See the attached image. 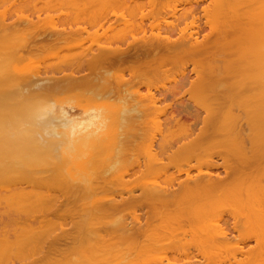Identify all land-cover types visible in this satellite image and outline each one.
I'll return each instance as SVG.
<instances>
[{
    "label": "bare ground",
    "instance_id": "bare-ground-1",
    "mask_svg": "<svg viewBox=\"0 0 264 264\" xmlns=\"http://www.w3.org/2000/svg\"><path fill=\"white\" fill-rule=\"evenodd\" d=\"M18 1L0 0V204L15 214L0 228V264H199L197 256L190 257L198 251L202 264H264V0H33L40 5ZM59 2L69 16L60 13ZM172 2L182 5V9ZM14 4L21 5L20 13ZM43 7L46 14L58 8L52 16L60 13L64 19L71 17L69 22H84L82 26L74 22L78 26L72 28L73 24L62 21L57 14L60 23L64 22L61 24L68 23L61 28L44 11L43 19L48 22L40 18ZM35 9L40 16H28ZM114 9L116 12H111ZM201 18L204 24H200ZM124 37L130 41L123 42ZM59 48L66 50L59 53L64 55L59 62L52 57L55 65L50 62L56 70L48 65L52 74L44 76L42 71L48 70L43 64L42 71L36 66L37 74L31 76L27 67L36 60L30 59L39 61L36 56L41 54L54 56ZM23 59L29 62L24 67ZM188 63L193 76L184 73L183 68L177 69L180 73L175 70L176 65L186 68ZM174 65L181 81L173 84L174 77L172 86L160 83L165 85L161 89L150 83L159 73L161 78L167 74L169 77L167 69ZM57 72L62 74L55 76ZM39 76H44L43 84ZM143 86L145 93L140 91ZM77 88L86 92L87 99L102 98L107 103L88 102L91 106L70 113L46 98L50 92ZM184 95V100H192L195 106L181 101ZM68 96L62 99L66 101ZM166 99L174 103L158 105ZM114 101L122 104L112 106ZM57 102L64 103L59 99ZM110 116L115 122L107 127L105 120ZM160 117L165 128L171 125L172 131L166 129L170 133L161 126ZM148 120L155 130H163L162 140L157 141L156 150V135L148 137L149 145L143 147L148 146L142 156L145 159L136 163L137 170L132 172L138 176L132 179L159 175V179L166 180H139V193H132L128 184L133 182L127 177L131 181L126 180L121 189L127 193L129 188V195L116 198L115 191L104 194L109 195L105 198L97 195L101 185L120 184L127 175L118 171L124 130L137 131ZM199 121L200 129L195 127ZM116 127L120 129L118 136L123 134L122 142L116 136ZM177 136H181L179 141ZM170 167L176 168V173L168 172L173 170H168ZM25 184L30 188L26 189ZM5 191L10 194L5 195ZM58 192L63 193V199ZM120 207H129L124 210L134 213L144 210L148 226L144 227L152 233L147 234L140 225L138 214H134V224L122 221L121 215H114V219L111 212ZM224 210L233 218L235 236L231 226L230 230L223 228L213 219ZM68 214H77L79 219L74 223V233L70 230V246L63 248L59 244L65 232L61 235L57 231L71 224L69 219L64 226ZM155 219H159L155 222L159 228L152 222ZM150 222L154 226L149 227ZM8 224L13 227L11 231L9 226L6 229ZM184 224L189 227L187 231H183ZM141 235L143 239L147 236L142 245L138 244L142 250L135 246L136 256L127 255L128 259V251L122 252L121 246L132 250ZM164 240L171 241L173 249L175 243L180 247L189 243L187 250L185 245L184 251L179 248L187 259L176 261L181 256L172 253L170 257L176 260L166 253L164 257L163 253L152 256L150 251L157 253V248L172 251L171 243L163 244L166 249H155ZM248 241L253 245L244 248L242 244ZM190 244L197 249L194 252L193 246L194 254L189 256ZM145 251L150 256L144 255ZM162 257L170 260L164 262Z\"/></svg>",
    "mask_w": 264,
    "mask_h": 264
},
{
    "label": "rangeland",
    "instance_id": "rangeland-1",
    "mask_svg": "<svg viewBox=\"0 0 264 264\" xmlns=\"http://www.w3.org/2000/svg\"><path fill=\"white\" fill-rule=\"evenodd\" d=\"M20 1H21V0H20ZM24 1H25V0H24ZM26 1H27V0H26ZM30 1H32L33 4H34V2H36V1H33V0H30ZM174 1H175V0H174ZM182 1H183V0H182ZM17 2L19 3L18 0H17ZM28 2H29V1H28ZM32 2H31V3H32ZM40 2H42V1H40ZM47 2H48V1H47ZM22 3L25 4V2H22ZM26 3H27V2H26ZM36 3L38 4L39 1L36 2ZM172 3L175 4V5H177L176 2H172ZM186 3H187V1H186ZM15 4H17V3L15 2ZM15 4H14V5H15ZM27 4H28L27 6L30 7V2L27 3ZM33 4H32V6H34ZM37 4H36V5H37ZM41 4H42V3H41ZM46 4H47V3H46ZM46 4H44V5H46ZM14 5H13V6H14ZM17 5H18V4H17ZM17 5H15V6H17ZM19 5H20V4H19ZM38 5H40V3H39ZM48 5H49V3H48ZM50 5H51V4H50ZM66 5H67V4H66ZM179 5H180V4H179ZM0 6H2V5H0ZM20 6H21V5H20ZM20 6H17V7H18L17 10L20 8ZM52 6H53V5H52ZM56 6H57V5H56ZM177 6H178V5H177ZM2 7H3V6H2ZM2 7H0V8H2ZM35 7H36V6H35ZM38 7H39V6H38ZM59 7H61L62 9H58ZM111 7H112V6H111ZM178 7H180V8L182 9L183 6L180 5V6H178ZM11 8H12V6H10V10H11ZM24 8H25V7H24ZM36 8H37V7H36ZM49 8H51V7H49ZM55 8H57V7H55ZM58 8H57L58 10H62V11L60 12L62 15L65 14V15L69 16V15H68V11H67V12H64V10H66V7L64 6V4H62V3L59 2ZM67 8H69V7H67ZM109 8H110V7H109ZM12 9L14 10V8H12ZM28 9H29V8H28ZM33 9H34V7H33ZM43 9H45V8L43 7ZM43 9H42V13H41V14L39 13V14L41 15L40 18H42V19H43V17H44V13L46 14V12H47L46 9H45V10H43ZM57 9H56L55 11H58ZM69 9H70V8H69ZM181 9H180V10L178 9V10L181 12ZM7 10H8V8H6V12H7ZM23 10H24V9H23ZM25 10H26V9H25ZM30 10L33 11L32 9H29V12H30ZM49 10H50V9H49ZM49 10H48V13H47L46 15H51V16H52V15H53L52 13H56L55 11H53V9L51 10L52 13H51ZM115 10H116V9L111 10V12H112V11H115ZM122 10H123V9H122ZM122 10H121V11H122ZM11 11H12V10H11ZM15 11H16V10H15ZM20 11H21V10H20ZM26 11H28V10H26ZM26 11H25V12H26ZM40 11H41V10H40ZM43 11H44V13H43ZM45 11H46V12H45ZM71 11H72L71 16H73V10H70L69 12H71ZM118 11L120 12L119 9H118ZM18 12H19V10H18ZM29 12H26V14L29 13ZM115 12H116V11H115ZM122 12H124V10H123ZM13 13H14V12H13ZM13 13H12V14H13ZM15 13H17V12H15ZM19 13H20V12H19ZM23 13H24V12L22 11L21 14H23ZM60 13H57V14H59V15H57V14H56V15L59 16L60 19H61L62 21H63V20H66L67 22H69L68 20H69V19H72L71 17H68V18L66 17V19H64V16H65V15H64V16H61ZM10 14H11V13H10ZM26 14H25V15H26ZM30 14H32L33 16H34L35 14H37L36 9H35L34 14H33V12H32V13H29L28 16H30ZM39 14H37V15H39ZM16 15H17V14H16ZM16 15L13 16V17L15 18ZM23 15H24V14H23ZM40 15H39V16H40ZM56 15H55V16H52V17H53V21H54V19H55V20H56V23H58L57 26H61V28H63L62 26H64V28H65V25L68 26V25H67V24H68L67 22H66L67 24L65 23V25H63L64 22L61 21V23H63V24H61L60 21H59V17H57ZM39 16H38V17H39ZM9 17H10V16H9ZM30 17H31V16H30ZM35 17H36V16H35ZM35 17H32V18H35ZM47 17H49V16H47ZM36 19H37V18H36ZM47 19H48V18H47ZM50 19H51V18H50ZM67 19H68V20H67ZM169 19H170V18H167V20H169ZM171 19H172V21H173V18H171ZM171 19H170V20H171ZM32 20H35V19H32ZM43 20H45V22H48V21H46L45 18H44ZM170 20H169V21H170ZM203 20L205 21V19H203V18L200 19V21H199L200 24H202ZM49 21H50V20H49ZM121 21H122V20H121ZM121 21H120V22H121ZM45 22L42 21L43 24H46ZM50 22H51V21H50ZM74 22L78 23V25H80L79 23H81V26H82V24H83L84 21L81 22V20H79V21H73V23H74ZM117 22H118V21H117ZM148 22L150 23V21H148ZM148 22H147V24H148ZM53 23L55 24V21H54ZM69 23H70V25L73 24L71 20H70ZM74 24H75V23H74ZM74 24L71 25L72 28H75L76 26H78V25H74ZM84 24L86 25V23H84ZM203 24H204V22H203ZM115 25H116V24H115ZM47 26H48V25H47ZM73 26H74V27H73ZM202 26H204V25H202ZM69 27H70V26H69ZM69 27H68V28H69ZM203 31H204V30H203ZM206 31H207V28H206L205 32H206ZM135 32H136V34H139V32H137V31H135ZM149 32H150V31H149ZM149 32H147V33H149ZM133 33H134V32H133ZM129 34L132 35L131 32H130ZM136 34L134 33L133 36H135ZM126 35L128 36L129 39H132V36H131V38H130V36H129L128 34H126ZM137 36H138V35H137ZM124 38H125V37H124ZM128 38L122 39L123 42H124L126 39H127L128 41H130ZM133 38H134V37H133ZM127 40H126V41H127ZM117 41H118V40H117ZM114 42H115V40H114ZM115 43H116V44H118V43H119V44H123V43H121V40H119L118 42H115ZM115 43H114V45H115ZM62 49H63V51L66 50V48H62ZM62 49H61V50H60V48H59V50H58V49H55V51H59V52H54L55 55H54V56L51 55V57H49V55L45 56V55H42V54H41L40 56H36V57H38L39 61L37 60V58H36V59H35V58H34V59L31 58L29 62H32V60H33V61L36 60V61H34L33 63H35V62H36V64L39 63V64H37V65H36V64L31 65V63H30L29 65H31V66H28V67H27V69L29 68V70L31 71V74H32L31 76H34V77L36 76V74H37V73H35V72H36V71H35V67H36V66H37V70H39V71H42V69H43L44 67H46V70H48V71H45V69H44V71H45L46 73H45L44 71H42V74H44V76H47V75L49 76V75H51V74H52V71H55V70H56L55 67L53 66V65H55L54 63H55L56 61H53L54 58H52V57H55L57 61H58V59L62 60V59H63V56H64V55H62V54H64V52H62ZM60 51H61V52H60ZM47 52H48V50H47ZM49 52H50V51H49ZM57 53H58V56L60 55V56H59L60 58H59V57L57 58V56H56ZM59 53H62V54H59ZM28 54H29V53H28V52L26 53V51H25V55H28ZM43 54H45V53H43ZM65 54H66V52H65ZM61 55H62V56H61ZM41 56H42V57H41ZM40 57H41V59H40ZM42 59H44V60H42ZM52 59H53V60H52ZM27 60H28V59H27ZM27 60H24V59H23L24 62L22 63V67H24V66L26 65V63H29ZM46 60H49V61H46ZM51 60H52V62H53V65H51V62H50ZM26 61H27V62H26ZM21 62H22V61H21ZM43 62H45V63H43ZM48 62H50V64H48ZM58 62H59V61H58ZM33 63H32V64H33ZM41 63H42V64H41ZM43 64H45L46 66L44 65V67H43V66H42ZM188 64H189V66H188ZM188 64H186V66H185L186 68H184L183 65H180V66H182V67H180L179 65H176L175 70L178 69V70L180 71V70L183 68L182 70H184V73H185V71H186V74H188V73H189V69H190V63H188ZM19 65H20V64H19ZM40 65H41V66H40ZM48 65L50 66V69H51L52 71L49 69V66H48ZM33 66H34V68H33ZM38 66H40V68H39ZM171 66H172V65H171ZM171 66L168 67V69L171 68L170 70H173L174 67H175V65H174L173 67H171ZM20 67H21V66H20ZM30 67H31V68H30ZM41 67H42V68H41ZM51 67H53V69H52ZM63 67H64V66L61 65V68H63ZM179 67H180V68H179ZM191 68H192V67H191ZM22 69H23V68H22ZM31 69H33V73H32V70H31ZM168 69H167V72H169V74H170L169 77L167 76V75H168V74H167L166 77L163 76V78H161L160 76H162V74L159 73V74L154 75L155 78H153V77L151 78V82H150V83L152 84V81H153V84H155V86H154L155 88H159V87H160V89H161L162 86L165 87L164 84L161 85L160 83H165L166 85H168V86L170 87V86H172L173 84H175V82H179V81H181L180 79H182V76H181V78H180V74H178V75H179L178 77H177V75H176V74L179 72L178 70H177L178 72L176 73L175 70H173V71L171 72V71H168ZM186 69H187V70H186ZM190 70H191V69H190ZM25 71H26V70H25ZM50 71H51V73H50ZM43 72H44V73H43ZM167 72L165 71L163 74H165V73H167ZM34 73H35V74H34ZM179 73H180V72H179ZM42 74H41V75H42ZM53 74H55V76H56V75H57V76H60L62 73L57 72V73H53ZM189 74H191V76H193V73H192V72H190ZM189 74H188V75H189ZM44 76H43V77H44ZM157 76L159 77V79H158ZM39 77H40V80L43 79L42 76H39ZM156 77H157V78H156ZM174 77H177V78H176V81H173V82H174V83H173L172 80H173ZM164 78H165V79H164ZM179 78H180V79H179ZM153 79H154L155 81H154ZM156 79H157V80H156ZM177 79H178V80H177ZM163 80H164V81H163ZM168 80H169V81H168ZM45 82H48V81H45ZM154 82H156V83H154ZM157 82H158L159 84H158ZM169 82H170L171 85L168 84ZM40 83L43 84V83H44L43 80L40 81ZM172 83H173V84H172ZM151 84H150V85H151ZM160 85H161V86H160ZM156 86H158V87H156ZM168 86H167V87H168ZM152 87H153V85H152ZM29 90H32V89H29ZM141 90H142L141 93H145V92H146V91H145L146 89H145L144 86H143V88H142V87L140 88V91H141ZM144 91H145V92H144ZM71 93H72V94H71ZM74 93H75V94H74ZM66 94H67V95H66ZM46 95H47L46 98L48 99V101H50L52 104H54V105H56V106H61V105L64 106V107L67 109V111H69L70 113H71V111L74 112V113H78L82 108H85V107H88V106L93 105V104H91L92 102H94V104H100V103H103V101H104V99H102V98L94 99V100H96V101H94V100L92 99V101H91V99H87V98H86V92L84 93L83 90H79L78 88H77V89H71V90H69V91H63V92H62V91L50 92V93H48V94H46ZM49 95H51V96H49ZM68 95H73V97H72V96L69 97ZM185 95L189 98V95H187V94H185ZM185 95H184V97L181 98V101H182V99H183V101H184L185 103L192 105V107L195 106V105H194L195 103H194L192 100H191V102H190V99H187V102L185 101V100H186V99H185V98H186ZM66 96H68L69 99L67 98L66 101H65V100H63L62 98L65 99ZM49 97H50V98H49ZM60 98H61V99H60ZM112 98H113V97H112ZM112 98H111V103L113 102V99H115V98H113V99H112ZM55 99H57V100L59 99L60 101L62 100L64 103H62V102H61V103H60V102H57V100H55ZM184 99H185V100H184ZM53 100H54V101H53ZM69 100H72V101L70 102ZM105 100H106V99H105ZM108 100L110 101V99H108ZM115 101H116V99H115ZM115 101H114V102H115ZM165 101H166V103H169V101L171 102L172 100H171V99L162 100L160 103H158V105L161 104V103H162V104H165ZM167 101H168V102H167ZM188 101H189V102H188ZM88 102H90L91 105H90ZM104 102H106V101H104ZM184 102H183V103H184ZM192 102H193L194 104H193ZM106 103H107V102H106ZM109 103H110V102H109ZM111 103H110V104H111ZM115 103H116V104L113 103L114 105H112V106H116V105L118 106V104H122V103H119V102H118V104H117V102H115ZM171 103H174V102L172 101ZM178 103H179V102H177V103L175 102V104H178ZM86 104H87V105H86ZM158 105H157V106H158ZM201 113H202V112H201ZM160 118L163 120V121H161V126L163 127V125H164V129H165V130H166V129L171 130V129H170V128H171V125L169 124V125H168L169 128H165V123H164L165 121H164L163 117H160ZM110 121H111V122H110ZM148 121H149V120H148ZM148 121L145 122V124H144V125H147V126H144V125L142 126V127H144V128H142V127L139 126L140 128H139L138 130L135 129V130H137V131L126 129V131L124 130V132H123V133H125V134H124V135H125V136H124V139H125V140L123 139V147L121 146L123 152L120 153V154H121V156H122L123 158H125L126 160H124L123 158H122V159L120 158V161H122V162H124V163L120 162L121 165L119 164V165H120L119 167H120L121 169L119 168L118 171H119V173H121L120 171H122L123 174L126 172L127 175L130 174V176H127L126 174H124V176H123L124 179H123V181L120 182V184L111 183V185L108 184V185H106V186H102L101 184H103V183L101 182V184H100L101 187H99V188L97 189V191H96V194H97V192H98V193L101 192V193H100L101 195H100V194H97V195H99V196L102 197L104 194H108V193H109V195H110V193H112L111 191H115V193H114V194L112 193V194H113L114 196H116V198H119L118 195L125 196V194H126V196H127V195L130 194L129 191H128L129 188L127 189V193H126V189L123 190V189H121V188H122V187L124 188V186H125L124 182H125L126 180H127L126 182L130 183V181H131V179H132V176H134V175L136 174V173L134 174L133 172H134V170H137V167H136L137 164H136V163L138 162V160L140 159L139 161H142V160L145 159V158H143L142 156H145V150L147 149L148 146L145 147L144 149H143V147H144V144H145V143H146V145H149V144H147V142H149V140H151V139H149L148 137H150V136H152V135H154V136L156 135V136H155V139H153L154 136H153V138H152L153 140H155V141L153 142V143H154V149H156V148L158 149V147H157V145H158V144H157V141H159V140L161 141V140H162V139H160V138H162V132H163V130H161V131H159V129H158V130H155V129L153 128L154 126L151 125V122L149 121V122H150V124H149ZM114 122H115V119H114L113 116H110V117H108V118L105 120V123L107 124V127H108V126L110 127V125H113ZM108 123H109V124H108ZM198 123H199V124H198ZM198 123L195 125L196 128H199V127H200L199 125L202 126V124L200 123V121H199ZM148 124H149V125H148ZM162 124H163V125H162ZM150 125H151V127H150ZM197 125H198V126H197ZM168 126H167V127H168ZM135 127H138V125H135ZM146 127H147V128H146ZM148 127H149V128H148ZM150 128H153V129L151 130ZM155 128H156V127H155ZM172 128H173V126H172ZM196 128L194 129V131H195V130L197 131ZM200 128H201V127H200ZM200 128H199V129H200ZM144 129L146 130V132H147V131H148V132H147V133H145V131L142 132ZM156 129H157V128H156ZM161 129H163V128H161ZM174 129L176 130L177 128L174 127ZM118 130H120V129L118 128ZM118 130H117V127H116V129L114 130L115 133H116V132H119ZM140 130H141V131H140ZM153 130H154V131H153ZM169 130H166V131H169ZM179 130H180V129H179ZM171 131H172V130H171ZM160 132H161V134H160ZM177 132H178V130H177ZM181 132H182V130H181ZM198 132H199V130H198ZM165 133H167V132H165ZM169 133H170V131H169ZM173 133H174V132H173ZM173 133H172V134H173ZM196 133H197V132H196ZM116 134H117V133H116ZM143 134H145L146 136H143ZM178 134L181 135V133H178ZM121 135L123 136V134H120L119 136H118V134H117L116 136H118V137H119V138H118L119 141L122 142V140H120V137H122ZM164 135H166V134H164ZM130 136L132 137V139H129V138H131ZM158 136H159V137H158ZM169 136H171V135H169ZM173 136H174V134H173ZM157 137H158L159 139H158ZM215 137H216V136H215ZM217 137H218V136H217ZM116 138H117V137H116ZM145 138H146V139H145ZM177 138H178L177 141H179V140H180L179 138H181V136H180V137L177 136L176 139H177ZM209 138H211V137H209ZM118 139H117V140H118ZM172 139H173V137H172ZM176 139H175V140H176ZM212 139H213V138H212ZM175 140H174V141H175ZM131 141H132V142H131ZM135 141H136V142H135ZM141 141H142V142H141ZM146 141H147V142H146ZM174 141H173V146H175V144H176V141H175V143H174ZM210 141H211V140H210ZM135 143H136V144H135ZM142 143H143V144H142ZM158 143H159V142H158ZM127 144H128V145H127ZM129 144H130V145H129ZM177 144H179V143L177 142ZM133 145H137L138 148H137L136 146L132 147ZM146 145H145V146H146ZM113 147H114V150L116 149V151L119 149V147L117 146V144H115ZM113 147H112V148H113ZM175 147H176V146H175ZM135 148H136V149H135ZM133 149H134V150H133ZM141 149H143V150H141ZM157 149H156V150H157ZM109 150H110V149H109ZM136 150H137V151H136ZM116 151H115V152H116ZM125 151H127V152H125ZM111 152H113V151H111ZM132 152H133V153H132ZM131 153H132V154H131ZM124 154H125L126 156H125ZM135 154H137L138 157H137V155L134 157ZM129 155H130V156H129ZM132 155H133V157H132ZM121 156H120V157H121ZM127 157H128V158H127ZM130 157H132V159H131ZM203 157H206V156H203ZM112 159H113V158H112ZM192 161L195 162V160H191L190 162H192ZM190 162H189V164H190ZM217 162H221V161L217 160ZM195 163H196V162H195ZM195 163H194V164H195ZM122 164H123V165H122ZM189 164H188V165H189ZM192 164H193V162H192ZM190 165H191V164H190ZM121 166H122L124 169H123ZM179 166H181V167H179V168H182V167L184 168L183 165H179ZM186 167H188V166H186V164H185V168H186ZM134 168H135V169H134ZM122 169L124 170V172H123ZM126 169H127V170H126ZM133 169H134V170H133ZM171 169H173V170H171ZM175 169H176V168H174V167H170L168 170H171V171H168V170H167V171H168V172H171V173H172V172L176 173V170H177V169H176V170H175ZM203 169H205V167H204ZM193 170H194V169H193ZM193 170H192L191 172H193ZM220 170H221V169H220ZM129 171H130V172H129ZM132 171H133V172H132ZM167 171H166V172H167ZM194 171H196V170H194ZM166 172H165L164 174L161 173V176H162V175H163V176L166 175ZM168 172H167V173H168ZM131 173H132V174H131ZM137 173H139V172H137ZM174 173H172V174H174ZM139 174H140V173H139ZM144 174H145V173H144ZM146 175H147V174H146ZM175 175H176V174H175ZM175 175H174V176H175ZM183 175H184V174H177L176 177H182ZM125 176H126V177H125ZM136 176H138V174H136ZM147 176H148V175H147ZM149 176H150V174H149ZM151 176H153V178H151ZM151 176H150V178L148 177V178L150 179V182L152 181L151 179L154 180V178H157V181H159L160 179H161V181H162L163 179H165V178H163V179L160 178V179H159V177H158L159 175H151ZM161 176H160V177H161ZM172 176H173V175H169L168 177H172ZM127 177H131V179L128 180L129 178H127ZM168 177H167V179H169ZM183 177H184V176H183ZM183 177H182V178H183ZM125 178H126V179H125ZM137 178H138V177H137ZM137 178H136V179L133 178L132 181H131V182H133V185L135 184V186H133L131 183L128 184L129 186L126 185V186H128V187H130V188L133 189V190H132V193H136V192L139 193V191H140V188H139V183H140V182H139V180H141V182H142V181H144V180H142V179H146L147 177H144V176H143L142 179H137ZM149 179H146V180L149 181ZM158 179H159V180H158ZM165 180H166V179H165ZM161 181H159V182H161ZM126 182H125V183H126ZM162 182H163V181H162ZM122 183H123V184H122ZM136 183H137V184H136ZM142 184H143V183H142ZM113 185H114V186H113ZM140 185H141V184H140ZM29 186H30V185H28V184L26 185V184H25L26 189H27ZM117 186L120 187V189H121V191H122L123 193L119 191L120 189H119ZM121 186H122V187H121ZM29 188H30V187H29ZM100 188H102V190H101ZM125 188H126V187H125ZM98 190H99V191H98ZM108 191H109V192H108ZM104 192H105V193H104ZM116 192H117V193H116ZM4 193H6L5 195H7V193H8V195L10 194V192H7V191H5ZM58 193L60 194L61 192H58ZM102 193H103V194H102ZM120 193H121V194H120ZM62 194H63V193H61V196H63ZM109 195H104L103 197H104V198L107 197V196L109 197ZM63 198H64V196L62 197V199H63ZM2 205H4V206H2ZM5 206H6V205L3 204V203L0 204V210L5 211V212H3L4 215L1 214L2 211H0V214H1V215H0V225H1V224L3 225V223H4V224H5V223L7 224L8 221H9V218L11 217V214L15 216V214L11 213V211L5 209V208H7V207H5ZM4 207H5V208H4ZM2 208H4L5 210L2 209ZM126 208L129 209V207H126ZM126 208H125V207H120V208L117 209L116 211H112V212H111L112 217H113L114 215H116L117 217H118V216L120 217V215H121V218H120V219H121L122 221H126V222L129 223V224H134V223H135V220L133 219V218L135 217L134 214H138L139 216H141V223H140V225L146 230V228H147L148 226H147V224H145V221H144V213H143L144 210H139V211H137V212L134 213V212H131L132 210H130V211H129L128 209H127V210H124V209H126ZM137 210H138V209H137ZM119 211H120V212L125 211V212H123L122 214H120ZM127 212H129L130 214L127 213ZM220 212H221V211H220ZM220 212H219V213H220ZM224 212H225V214H224ZM7 213H9L10 216H9ZM118 213H119V214H118ZM124 213H125V214H124ZM221 213H222L221 216L218 215V216H220L221 218L217 216L218 219H220V220L215 219V218H213V219H214V221L216 220L215 223H217V221H218V223H220V225L218 224L219 226L222 225V227L224 226L223 228L229 229V227H230V226L232 225V223H233V218L230 216V213H229V214H226V210L222 211ZM126 214H127V215H126ZM73 215H74V216H73ZM73 215L68 214V216H66V218H65V225H64V226H67L70 222H71V224H69V225L67 226V228H66V227H65V228L63 227L62 230L57 231L59 234L62 233L61 235H63V231H64L65 233L68 232V233H66V234L64 233V236L61 237V243L59 244L60 247H63V248H64L65 246H67V244H68L69 246H70V244H71V237H70V236H72V235H71V234H72L71 232H73V231L75 230V228L73 227V226H74V223H75V221H77V219H79V215H77V214H73ZM123 215H124V217H123ZM130 215H131V216H130ZM6 216H7L8 218H7ZM125 216H126V217H125ZM222 216H223V217H222ZM122 217H123L124 219H122ZM37 218H38V217H37ZM129 218H130V219H129ZM67 219H68V221H67ZM69 219L72 220V221H70ZM111 219H113V218H111ZM114 219H116L115 216H114ZM127 219H128V220H127ZM131 219H132V220H131ZM222 219H223L224 221H223ZM158 220H159V219H155V220H153L152 222H153V223H155V222L158 223V222H157ZM211 220H212V218H211ZM69 221H70V222H69ZM128 221H130L131 223L128 222ZM212 221H213V220H212ZM214 221H213V222H214ZM225 221H226V222H225ZM152 222L149 223V227H151L150 225L154 226V225L152 224ZM159 222H160V221H159ZM156 223H155V227H156V228H159V226H158ZM221 223H222V224H221ZM224 223H225V224H224ZM223 224H224V225H223ZM2 225H1V226H2ZM156 225H157L158 227H157ZM225 225H226V226H225ZM1 226H0V228L3 229L5 225H3V227H1ZM8 226L11 227V225L8 224L6 229H10V228H8ZM144 226H145L146 228H145ZM182 226H184V227L186 226V227L184 228L185 230H183V231H187L186 228H189L187 224H186V225L184 224V225H182ZM228 226H229V227H228ZM232 226H233V225H232ZM232 226L230 227L231 230H230V229H229V230H230L231 234L234 233V234L236 235V229H235V228H232ZM70 227H71V228H70ZM227 227H228V228H227ZM12 228H13V227H11L10 231L12 230ZM152 228H154V227H152ZM156 228H154L153 230L156 231V230H155ZM182 228H183V227H182ZM2 229H0V230L2 231ZM148 229H149V228H148ZM70 230H71V232H70ZM145 230H144V231H145ZM151 230H152V229H151ZM157 230H158V229H157ZM181 230H182V229H181ZM188 230H189V229H188ZM232 230H234V231H232ZM1 231H0V236H1ZM146 231H148V233L146 232L147 234H149V233L151 234V233H152V232L149 231V230H146ZM69 233H70V234H69ZM73 233H74V232H73ZM153 233H154V232H153ZM116 234H118V233H116ZM144 234H145V233L143 232V235H144ZM234 234H232V235H234ZM66 235H67L68 237H66ZM73 235H74V234H73ZM143 235L139 236V238L141 239L142 242L140 241V242L137 243V245H134V247H132V250H131L130 248L126 247L124 244H123L124 246H121V248H123V250H124V251L121 250L122 252L125 253L126 251H128L127 254L125 255L126 257H127V255L130 256V257H131V255L136 256L135 254L137 253V251H136L137 247H138L139 245H142V243L145 242L146 239H147V236L143 239V237H142ZM232 235H231V236H232ZM235 235H234V236H235ZM144 236H145V235H144ZM183 236H184V234H183ZM232 237H233V236H232ZM65 238H68L69 240H68V239L65 240ZM186 238H187V237H186ZM236 238H237V237H234V240H235V241H237ZM140 239H139V240H140ZM167 240H170V239H167ZM167 240H164L163 243H160L161 245H160V244H159V245H155V246H154L155 249H156V246H159V247H161L162 249H166V248H164L165 245L167 244V245L169 246V245H170L169 243H171V241H169V243H168ZM183 240H185V241L187 242V239L184 238ZM183 240H182V241H183ZM62 241H63V242H62ZM186 242H185V244L181 245V247L179 246V244L175 243V245H176V244H177V245H176V246L174 245V249L178 248L177 250H174V249H173V247H172V243H171V245L169 246V247H170L169 249L172 250V251H170V252H169V250H168V247L166 246V247H167V249H166L167 251H164V250L161 251L160 248H157V250H160L161 252L158 251V252L156 253V251H154V252L156 253V254H155V253H153V251H150V253H151V255L153 254L152 256H154V255L157 256L158 253H159V254H160V253H161V254L163 253L162 255L160 254V255L163 256V257L165 256L164 254L166 253L167 256L169 255L168 257H169L170 259L173 258V257H170V256H171V253L173 254V256H175L174 254H176L177 257H179V256H181V257H179L178 260H176V258H173V259L176 260V261H179V260H180V262H183V261H185V260L187 259V258H186V253H183V252H182V250L184 251V247H183V246L185 245V248H186L185 250H187V249L189 248V246H188L189 243L186 244ZM249 242H250V244H249ZM146 243H147V242H146ZM178 243H180V242H178ZM181 243H182V242H181ZM183 243H184V242H183ZM232 243H235V242L232 241ZM138 244H139V245H138ZM147 244H149V243H147ZM163 244H165V245H163ZM121 245H122V244H121ZM191 245H192V246H191ZM240 245H241V244H240ZM246 245H247V246H248V245H253V241H248L246 244H245V243L242 244V246H243L244 248L247 247ZM135 246H137V247H135ZM147 246H148V245H147ZM186 246H187V247H186ZM190 246H191V247H190V249L188 250V252H187L188 254H187V255H189V254L192 252L191 249H193V246H194V249H193L194 252L196 251L195 248L197 249V247H196L194 244H190ZM67 247H68V246H67ZM148 247H151V250H155V249H152V247H153L152 245H151V246H148ZM148 247L145 246V249H147ZM154 247H153V248H154ZM171 247H172V249H171ZM135 248H136V249H135ZM138 248H140V247H138ZM141 248H143V246H142ZM141 248H140V250H142ZM179 248H181V249L183 248V249L181 250V249H179ZM134 249H135V251H134ZM178 250H179V251H178ZM143 251H144V250H143ZM189 251H190V252H189ZM132 252H133V254H132ZM134 252H136V253H134ZM148 252H149V251H145V253L143 252V254H144V255H147V256H150L149 254H147ZM174 252H175V253H174ZM177 252L180 253V254L178 255ZM185 252H186V251H185ZM194 252H192V254H194ZM182 253H183V256H184V254H185V257L182 256ZM199 253H200V252L198 251V253L195 252V254H197V255L190 256V255H192V254H190L189 256H190V257H194V256L196 257V256H197L196 258H198V260H199V264H200V263H201V262H200L201 257L198 256ZM201 254H202V253H201ZM160 255H158V256H160ZM152 256H151V257H152ZM176 256H175V257H176ZM202 256H203V255H202ZM238 256H239V255H238ZM145 257H146V256H145ZM163 257H162V258H163ZM182 257H183V259H182ZM214 257H215V256H213L212 258H214ZM240 257H241V256H240ZM127 258L129 259V257H127ZM132 258H134V257L132 256ZM169 258H168V259H169ZM184 258H186V259H184ZM199 258H200V259H199ZM203 258H204V257H203ZM168 259H167V260H168ZM170 259H169V260H170ZM173 259H172L171 261H173ZM165 260H166V258H165V259L163 258L162 261H164V262H168L167 260H166V261H165ZM198 260L196 261L197 263H198ZM203 260H204V259H203ZM171 261H170V262H171ZM201 261H202V260H201ZM230 261H231V260H230ZM164 262H163V263H164ZM226 262H227V261H226ZM202 263H203V261H202ZM202 263H201V264H202ZM108 264H109V263H108ZM232 264H234V263H232Z\"/></svg>",
    "mask_w": 264,
    "mask_h": 264
}]
</instances>
